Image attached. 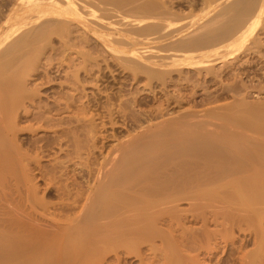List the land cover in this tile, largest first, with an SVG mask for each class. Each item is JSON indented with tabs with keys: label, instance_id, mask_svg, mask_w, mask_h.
<instances>
[{
	"label": "bare ground",
	"instance_id": "bare-ground-1",
	"mask_svg": "<svg viewBox=\"0 0 264 264\" xmlns=\"http://www.w3.org/2000/svg\"><path fill=\"white\" fill-rule=\"evenodd\" d=\"M164 1L0 0V264H264V101H248L238 68L264 62V0H205V13L181 28L173 18L185 16L166 19L174 11L160 9ZM87 35L132 81L147 79L149 98L136 99L146 110H132L134 95L133 112L122 98L116 109L122 94L106 97L104 82L93 92L108 99L101 111L82 99L78 72L91 77L97 66L99 76L108 58ZM188 70L233 80L213 93L203 77L210 91L198 100L202 83ZM22 121L58 134L61 154L49 165L47 147L23 148ZM107 127L118 141L97 158Z\"/></svg>",
	"mask_w": 264,
	"mask_h": 264
},
{
	"label": "rangeland",
	"instance_id": "rangeland-1",
	"mask_svg": "<svg viewBox=\"0 0 264 264\" xmlns=\"http://www.w3.org/2000/svg\"><path fill=\"white\" fill-rule=\"evenodd\" d=\"M140 1H144V0H140ZM153 1H155V0H153ZM159 1H161V0H159ZM162 1H163V0H162ZM165 1H166V0H165ZM165 1H164V4H165V5H164V4H163V5H160L162 2H161V3H158V2H157L158 5H160V9H161V7H162L163 9H166V10H167V9H170V10H171L170 13H171L172 11H174V12L171 13L172 15H169L170 18H169V17H166L167 13H169V10H168V12L165 11V13L167 12L166 15H165V18H166V19L168 18V19L172 22L171 17H172V16L174 17L173 13H175V12H177V11H178L177 13H179V14L181 15L182 18H184V16H185V18H184L182 21L179 20V21H181V22H179V21L177 22L176 20H174V19H177V17H176V18H175V17H174V18L172 17V18H173V21H174L173 24H175L176 27H180V28H181V25L178 26L179 24L186 23V22L189 24V22H188L189 20H191L190 22H192V19H193L194 17H195L194 19H196V16H198V15H200V16L203 15V14L205 13L204 11H205V9H206V7H207V6H206V2H204L205 0H174V1H173V0H170L171 2H174V5H173L174 8L172 7V5H170L171 2H169V0H168V2L166 1V2L168 3V7H169V8L166 7V3H165ZM201 2H202V3H201ZM204 3H205V5H204ZM172 4H173V3H172ZM163 6H165V8H164ZM170 6L172 7V9L170 8ZM176 6H177V7H176ZM203 7H205L204 10H203ZM160 9H158V11H160ZM163 9H162L161 11H163ZM173 9H174V10H173ZM202 10H203V11H202ZM199 12H200V13H199ZM203 12H204V13H203ZM177 13H175V14H177ZM189 14H190V16H191L192 18L189 17ZM180 15H179V16H180ZM187 15H188V16H187ZM195 15H196V16H195ZM176 16H177V15H176ZM200 16H198V17H200ZM181 17H180V18H181ZM198 17H197V18H198ZM180 18H179V19H180ZM182 18H181V19H182ZM194 19H193V20H194ZM175 21H176V22H175ZM188 24H185V25H187V27H188V26H189ZM183 25H184V24H183ZM175 26H174V27H175ZM176 27H175V28H176ZM183 27H184V26H182V28H183ZM175 28H174V29H175ZM185 28H186V27H185ZM185 28H183V29H185ZM176 29H178V28H176ZM263 29H264V28H263ZM262 31H263V30H262ZM262 31L260 30V32H262ZM262 36H263V37H262ZM55 37H56V36L52 37V40H51V41L53 42V40H54V42H53L54 46H58V45L60 44L61 39H58V38L55 39ZM57 37H59V36H57ZM87 37H88V38H87ZM87 37H86V38H87L88 40H86V41H89V38H90V39L92 38V40H93V41L95 42V44H96V41H95V40H97V39H96L95 37L93 38V36H91V35H87ZM260 37L264 40V32H262V35H261V33H260ZM53 38H54V39H53ZM92 40H90V43L87 42V43H86V44H87L86 46H88L89 44H91ZM97 41H98V40H97ZM55 42H59V43L56 44ZM94 42H93V45L96 46L97 51H96V48L94 49V47L92 46V49H94L93 51H94V52L96 51L97 54H98V56H100V55H99L100 53H102V55H104V54H105V53H103V51H104V48H103V47H104V46H103V47L101 46L102 43L98 41L99 43L97 42V44L95 45ZM88 43H89V44H88ZM100 43H101V44H100ZM263 43H264V41H263ZM91 45H92V44H91ZM98 45H99V47L101 46V48L103 49V51H102L101 48L98 49V48H99V47H97ZM82 46H83V45H82ZM89 46H90V45H89ZM89 46H88L86 49L91 50V49H89V48H90ZM142 46H149V44H142ZM150 46H152V45H150ZM263 49H264V47H263ZM263 49H262V53H261V54H264V50H263ZM100 50H101V51H100ZM98 51H100V53H98ZM105 51H106V49H105ZM105 51H104V52H105ZM106 52H107V51H106ZM47 55H48V54H47ZM102 55H101V56H102ZM106 55H108V56H106ZM95 56H96V55H95ZM104 56L108 57L107 59L105 58L106 60H105V59H104V60H105L108 64H110V65H108V64L105 63L103 60L100 61V63H101V64L103 63V65L101 66V64H100L99 67H100V68L102 67L103 69L100 70V74H99V76L102 75V77H105L104 79L101 78V76L99 77V76L97 75L98 73H97V74L94 73V71H95L94 69H93V72L91 71V72H92L91 77H88V75H89L88 72L86 71V73H84V70H83V69H81L82 72H81V71L78 72V74H79L78 77L80 76V77H79L80 80L78 81V84H77L78 86H77V87H80V86H79V85H80L79 82H81V88L83 89V86L85 85L84 82H86V85L84 86V87H85V88H84L85 90L82 91L81 88L79 89L80 92H81L80 94H82V93L84 94V95H83V94L81 95V96L83 97L82 99H84V98L87 99V97L89 98L90 95H91L92 98H93V100L95 99V100H94V101H95V104H94L95 106H93V107H94V108H95V107L98 108L99 111H101L100 109H101V106L103 107V104H105V103L107 104L108 99H107L106 97L109 96V95H107V92L113 94L114 91H116V93H114L115 96H117V95H119V93H121L122 96L119 95V96H121V97H119V98H120V99L122 98L123 101L126 100V99H128V100H129V99H130V100H133L132 97H134V96L137 97V96L139 95L140 97H139V96H138L137 98L135 97V100H136V99H137V100H141V99H142V102H143V101H144L143 98H144V97L147 98V97H148L147 95L149 94L147 91H144V90H143L144 87H143V85H142V84H144V80H145V82H146L147 79H146V78H145L144 80L142 79V80H143V81L141 80L142 82H141V81L136 82V80H134L137 84L142 85V87L139 86V85L137 86V84H135L134 81H132V79H134V78H132V77H130V76L128 77V75H131V74H132L131 72L127 73L128 68L126 69L125 66H124L123 68H125V69L127 70V71H124V69L121 67V68H122V71H121V70H120V66H119L120 63L117 62L118 65H116V61L114 62V58H112V56L109 55V53H106ZM258 56H259V58H258V57L254 58V60H253L252 63H251V64H253L254 66H250V64L246 65V63H245L243 66H242V65H240V66L237 65V66H238V68H241V69H240V72H242V73L244 72V73L242 74V78H243L242 83L246 82V84L249 85V86H248V90H247V91L249 92V95H248V101L251 100V101H255L256 103L260 101V102H261V105H262V102L264 101V75H263V74H264V73H263V72H264V62L261 61V58H260L261 56H260V55H258ZM109 57H111V58H110L111 60L113 59V60H112L113 62L109 60ZM98 58H99V57H98ZM242 58H243L242 60L247 61V59H249V56L246 55L245 57H242ZM245 58H246V59H245ZM99 59H102V57L99 58ZM108 60H109L110 62H109ZM256 60H257V61H256ZM43 61H44V60H43ZM256 62H257V63H256ZM260 62H261V63H260ZM112 63H113L114 65H113ZM98 64H99V60H98ZM104 64H105V66H104ZM94 65H95V64H94ZM106 65H108V67H110L111 69H113V71H111L110 68H109V71H106V70H105V68L107 67ZM115 65H116V69H114V68H115ZM120 65H121V64H120ZM246 66H247V67H246ZM66 67H67V66H66ZM66 67H65V71H63V72H65V75H66V71H72V70H74L73 67L76 68V66L70 67L69 69L66 68ZM96 67H97V66H94V68L97 69L95 72H97L98 69H99L98 67H97V68H96ZM215 67H217V70H216ZM215 67H214V68H215V71H220V70H222L221 68L224 69V66H222L221 63H217V64L215 65ZM235 67H236V66H235ZM257 67H258V68H257ZM72 68H73V69H72ZM218 68H219V69H218ZM236 68H237V67H236ZM238 68H237V69H238ZM242 68H243V69H242ZM244 68H245V69H244ZM246 68H247L248 74H246V73H247V71H245ZM259 68H260V69H259ZM262 68H263V69H262ZM70 69H71V70H70ZM106 69H107V68H106ZM117 69H118V70H117ZM226 69H227V70L224 69L225 71L223 70L224 73H227V72H230V71L234 73V71L231 69V67H230V68H226ZM228 69H229V71H228ZM102 70H104L105 73H104V71H102ZM107 70H108V69H107ZM101 71H102V73H101ZM129 71H131V70H129ZM190 71H192V73H191ZM190 71H189V70L187 71V72H189V73H186L187 75L185 74V72H184V74H185L186 76H188L189 74H193V75H191V79H192V80L195 79V80H194L195 83H196L197 81H198L199 83H200L201 81L203 82V79H204L203 77H205V80H204L205 83H208L209 86H211V89H210V87H208V85L206 86V84H205V86L207 87V90H206V91H208L209 89L212 90V89H214V88L216 87V88H215L216 90L214 89V91H215V92H219V90L221 89L220 87L223 85L222 83H227V82L229 83V82H232V80H233V78H232V80H231V78H229V79H224V80L227 81V82H226V81H224V80L222 79V77H221V79H220V77H219V78H214L215 80L218 79V82H216L217 80L214 81L213 78H212V76H211L212 79H211L210 77L208 78L207 76H210V75L206 74L205 72H202V73H201V76H202V74H206V75H204L203 77L200 78V73H198V74H199V77H198V75H197L198 78H197V77H194V78H193V76H195V74H197V73H196L195 70H190ZM193 71L195 72V74L193 73ZM226 71H227V72H226ZM262 71H263V72H262ZM63 72L60 74V76H61L60 80H63V78L65 77V75H64ZM80 72H81V73H80ZM91 72H89V73L91 74ZM98 72H99V71H98ZM220 72H221V75L224 74V73H222V71H220ZM236 72H237V71H236ZM236 72H235V73H236ZM82 73H83L85 76H84ZM93 73L95 74V78H97V77H96V75H97L98 78L101 79V80H99V79L97 78V79H96L97 81L95 80L96 82H95V81L92 82V80L94 79V78H93V77H94V74H93ZM103 73H104V74H103ZM109 73H110V74H109ZM121 73H122V74H121ZM62 74H63V75H62ZM106 74H107V77H108V78L106 77ZM114 74H115V75H114ZM126 74H127V75H126ZM53 75H55V74H53ZM53 75H51V76H53ZM81 75H82V76H81ZM86 75H87V76H86ZM112 75H113V76H112ZM118 75H119V76H118ZM125 75H126V77H128V78H126ZM185 75H184V76H185ZM239 75H240V77H241V73H240ZM89 76H90V75H89ZM62 77H63V78H62ZM82 77H83V78L86 77V79L84 78L85 81H83L84 79H83ZM120 77H121V78H120ZM124 77H125V78H124ZM188 77L190 78V76H188ZM67 78H69V77H65L64 80H65V81H66V80L68 81ZM72 78H73V77H72ZM72 78H69V80L71 81ZM79 78H78V79H79ZM88 78H89V79L91 78L92 80H91V79L88 80ZM129 78H130V79L132 78V79L130 80ZM206 78H207V79H206ZM81 79H82V80H81ZM102 79H103V81H102ZM197 79H198V80H197ZM209 79H211V81H212V82L210 81L211 84H210V82H209ZM106 80H109V81H106ZM123 80H124V81H123ZM196 80H197V81H196ZM199 80H200V81H199ZM219 80H221V81L223 80L224 82H221V83H220ZM260 80H261V81H260ZM65 81H63V82H65ZM82 81H83V84H82ZM87 81H88V82H87ZM89 81H91V82H89ZM101 81H102V82H101ZM105 81H106V82H105ZM206 81H207V82H206ZM37 82H39V81H37ZM103 82H104V83H103ZM132 82H133V84H132ZM198 82H197V83H198ZM202 82H201V83H202ZM67 83H68V82H67ZM67 83L65 82V85H66ZM94 83H95V84H94ZM96 83H97V84H98V83H101V84H98V88H100V89H101V87H102L104 84H106V85H104V86L102 87V88L104 89V91L107 90V91H105V93H104V95L106 96V97L104 96L105 99H104V98H101V97H103V95L99 93L100 91H102V93H103V89L100 90V91H97V92H98L97 94H94V93H96V90H99V89H96V88H97V87H96V86H97ZM102 83H103V85H102ZM130 83H131V84H130ZM199 83H198V84H199ZM203 83H204V82H203ZM203 83L197 85V87H196V88L199 89V86H201V89H199L200 92L197 91L198 94H200L199 97H197L198 100L200 99V97L202 96V94L206 93L205 90H202V89L204 88V86H203V88H202V85H204ZM214 83H215V84L217 83V84H219V85H215ZM261 83H262V84H261ZM68 84H69L70 87L68 86V88H66V87H67V85H66V86L64 87L63 90H67V91H69V93H70V92H71V91H70V88H72V87H71L72 85H70V83H68ZM93 84H94L95 86H94ZM126 84H127V85H126ZM213 84H214V85H213ZM256 84H257V85H256ZM108 85H109V86H108ZM133 85H134V86H133ZM220 85H221V86H220ZM258 85H259V86H258ZM99 86H100V87H99ZM105 86H106V87H105ZM117 86H118V87H117ZM126 86H127V87H126ZM135 86H137V87H135ZM250 86H251V87H250ZM93 87H94V88H93ZM107 87H108V88L110 87V88H109L110 90H109ZM206 87H205V88H206ZM218 87H219V88H218ZM249 87H250L251 89H250ZM259 87H260V88H259ZM122 88H123V89H122ZM130 88H131V89H130ZM137 88H138V90H137ZM141 88H143V89H142L143 91L141 90ZM157 88H158V87H157ZM208 88H209V89H208ZM68 89H69V90H68ZM121 89H122V91H121ZM54 90H58V89H54ZM73 90H74V89H73ZM119 90H120V91H119ZM127 90H128V91H127ZM134 90H137V91L140 90L139 92H141V94H140L139 92L134 91ZM210 90H209V91H210ZM67 91H66V92H67ZM77 91H78V90H77ZM77 91H75V92H77ZM118 91H119V92H118ZM201 91H203V93H201ZM214 91L212 90V91H210V92H213V93H214ZM220 91H221V90H220ZM64 92H65V91H64ZM75 92L73 91L72 93L75 94ZM78 92H79V91H78ZM93 92H94V93H93ZM122 92H123V93H122ZM127 92H128L129 94H128ZM142 92H147V94H146V93L143 94ZM41 93H43V92H41ZM47 93H48V92H44V94H47ZM86 93H87V94H86ZM44 94H43V95H44ZM48 94H49V95H48V99L50 98L49 100H53V99H51L52 96H53V97L56 96L55 94L52 95V93H51V94L48 93ZM93 94H94L95 96H97L98 94H100L99 96H97V97H100V96H101L100 99H98L97 97H95ZM112 94H111V95H112ZM250 94L253 95L254 97H253V96H250ZM254 94H255V95H254ZM133 95H134V96H133ZM141 95H143V96H141ZM85 96H86V97H85ZM115 96H114V97H115ZM249 96H250V98H249ZM110 97H112V96H110ZM117 97H118V96H117ZM262 97H263V98H262ZM90 98H91V97H90ZM92 98H91V99H92ZM112 98H113V97H112ZM112 98H111L110 102L114 100V98H113V99H112ZM148 98H149V97H148ZM148 98H147V99H148ZM229 98H230V99H229ZM251 98H253V100H252ZM254 98L257 99V100H255ZM82 99H81V100H82ZM86 99H84V100H86ZM96 99H97L99 102H98ZM106 99H107V101H106ZM122 99L120 100L121 102H120V104H119V103H118L119 101H118L117 98L115 97V100H117L118 102H117V101H116V102L113 101L111 104H112L114 107L117 106L116 103L119 104V107H116V109H119V108L122 106V102H123ZM225 99H227V100H225ZM260 99H261V100H260ZM262 99H263V100H262ZM84 100H82V101H84ZM102 100H103V101H102ZM104 100H105V102H104ZM128 100H126L125 103H126ZM130 100H129V101H130ZM135 100H134V101H135ZM137 100H136L135 104H133L134 101H131V102H130V103H131V106L133 105L131 108L134 107L132 110L134 111V109H135L134 112H139L140 110L143 111L144 108H145L144 110H146L147 107H145L144 104H143V106L141 105L142 107H141L139 104L137 105ZM258 100H259V101H258ZM96 101H97V102H96ZM101 101H102V103L104 102L102 105H101ZM129 101H128V102H129ZM221 101H222V102H221ZM223 101H224V102H223ZM232 101H233L232 96H228V97H225L224 100H221V99H220V102L217 101L215 104H217V103L221 104V103H222V105H224L223 103H226V105H227V103H229V102L232 103ZM84 102H86V101H84ZM128 102H127V106H125L126 104H124V102H123V104H124L123 106H125L126 108L128 107V109L124 108V109H126V111H131V110H129V108H130V103H128ZM132 102H133V103H132ZM249 102H250V101H249ZM96 103H97V105H96ZM263 103H264V102H263ZM98 104H100L101 106H99ZM106 104H105V105H106ZM114 104H115V105H114ZM257 104H259V103H257ZM120 105H121V106H120ZM110 106H111V105H110ZM138 106H139V107H138ZM99 107H100V109H99ZM111 108H112V106H111ZM121 108H123V107H121ZM199 108H203V106H201V107H199ZM114 109H115V108H114ZM102 110H104V109H102ZM133 111H131V112H133ZM127 113H129V112H127ZM66 114H67V115H66ZM69 114H70L69 112L64 113L65 116H70ZM62 115H63V114H62ZM117 121H118V120H117ZM22 122H23V123H22ZM22 122H20V124H19L18 127H20L21 130H22L23 127H24V129H23L24 131H23V132L25 133V135L22 136V137L25 138V141L27 142L25 145H23V148H24V149H29V148L31 147L32 149H31V148L29 149V150H30V154L35 153L34 150H35V151H36V149L39 150L40 147H42V148L45 149V150L48 148V149L46 150L47 152L44 151V152H43L44 154H43V153L40 154V158L42 157V158H41V163H43V165H46V164L49 165V164L52 162V160H53L52 158H55L56 156H58V155L61 154V152L59 151L60 148H58V147H60V146H58V145L56 144V139H55L56 136H57L58 134H56L55 131H53V129H51L52 127H49L50 129H48V128H47V129H46V128L44 129V128H43L44 130H42V129L39 130V129H38V130H36V132L38 131L37 133H36V132L31 133V131H30V129H29L30 127L27 126L28 124L30 125L31 122H26V121H22ZM119 122L122 123L121 119H119ZM121 123H118V124L121 125ZM26 124H27V125H26ZM27 129H28V130H27ZM106 129H107L106 131L103 130V131H105V133H102V134H103V135H108L109 133L111 134V129L108 128V127H107ZM45 130H46V131H45ZM51 130H52L53 132H52ZM108 130H109V131H108ZM118 130H119L120 133L118 132L119 135L117 134L116 136H120V137H122V136H124V135L126 134L125 131H121V129H118ZM118 130H117V131H118ZM112 131H113V130H112ZM108 132H109V133H108ZM124 132H125V133H124ZM79 133H80V132H79ZM106 133H107V134H106ZM113 133H114V132H113ZM33 134H34V135H33ZM102 134H101L100 137H99L100 139H101V137H102ZM110 134H109L108 137L111 136ZM121 134H122V136H121ZM51 135H52V136H51ZM53 135H54V136H53ZM79 135H81V137H80ZM79 135H76V137H80L79 139H81V138L84 139V137H82L83 134H79ZM64 136H65V135H64ZM64 136H63V137H64ZM38 137H39V138H38ZM51 137H52V138H51ZM108 137L105 138L106 141H105L104 138H102V141H103L102 143H105V144H107L108 146L105 145V144H103L104 149H103V147H102V151H101L100 153H99L98 150H96L97 152L94 151V153L96 154V156H97V155L100 156L99 154H101V156H102V153H105L106 150L109 148V146L111 147V145H112L113 143H115V142L118 141V138H117V141H116V137H115V136H114V137L111 136L112 138H111V137L108 138ZM113 138H114V139H113ZM35 139H36V140H35ZM38 139H39V140H38ZM53 139H54V140H53ZM66 139H67V138H66ZM82 139H81V140H82ZM107 139H108L109 141H108ZM110 139H113V140H111V142H110ZM119 139H120V138H119ZM40 140H42V141H40ZM81 140H80V142L82 143ZM37 141H39V142H37ZM83 141H84L83 144L86 143L85 140H83ZM96 141H98V142H96V143H97V145L99 146L97 149H99V148H100V145L102 146V143L99 142V139L96 140ZM100 141H101V140H100ZM104 141H105V142H104ZM112 141H114V142H112ZM38 143H39V144H38ZM81 143H80V144H81ZM108 143H109V144H108ZM111 143H112V144H111ZM30 144H31V145H30ZM37 144H38V145H37ZM41 144H42V145H41ZM99 144H100V145H99ZM110 144H111V145H110ZM36 145H37V146H36ZM56 145H57V146H56ZM87 145H88V144L86 143L85 145H83V147L81 146V147L83 148V151L86 149V148L84 149V146L86 147ZM104 145H105V146H104ZM113 145H114V144H113ZM25 146H26V147L29 146V147L25 148ZM34 146H36V147H34ZM55 146H56V148H58V150L55 148ZM45 147H47V148H45ZM65 147H66V143H64V145L62 146V148H64L65 151H67V150H68V147H66L67 149H66ZM106 147H107V149H106ZM69 149H70V147H69ZM32 150H33V151H32ZM53 150H54V151H53ZM99 150H101V148H100ZM103 150H105V152H104ZM58 151H59L60 153H59ZM83 151H82V152H83ZM85 151H87V150H85ZM85 151H84L85 155H84V153H83V157H82L83 159H81L82 162L84 161V158H85V156H86V152H85ZM53 152H55L56 154L53 153ZM57 152L59 153L58 155H57ZM49 154H50V155H49ZM52 154H53L54 157L52 156ZM54 154H55V155H54ZM95 154H94V155H95ZM32 155H36V154H32ZM41 155H42V156H41ZM45 155H46V156H45ZM103 155H104V154H103ZM96 156H95V157H96ZM98 156H97V158H98ZM101 156H100V157H101ZM86 157H87V156H86ZM44 158H45V159H44ZM81 160H80V161H81ZM74 161L79 162V161H77V159L74 160ZM74 161H72V163H73ZM80 167H81V165H80ZM69 168H72V167H69ZM84 168H85V167H83V169H84ZM69 170H70V169H69Z\"/></svg>",
	"mask_w": 264,
	"mask_h": 264
}]
</instances>
